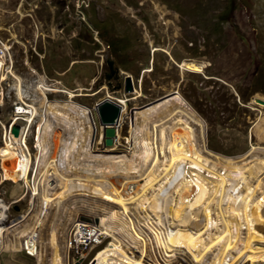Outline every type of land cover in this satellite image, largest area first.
I'll return each instance as SVG.
<instances>
[{
    "label": "rangeland",
    "instance_id": "obj_1",
    "mask_svg": "<svg viewBox=\"0 0 264 264\" xmlns=\"http://www.w3.org/2000/svg\"><path fill=\"white\" fill-rule=\"evenodd\" d=\"M3 50L8 52V68L4 80H0V204L10 210L0 223V264H60L48 243V226L55 223L63 245L72 227L68 226V219L74 222L81 216L99 218L87 209L88 203L104 213L111 210V203L76 195L66 198L57 208L49 207L43 219L41 210L46 199L62 198L66 193L59 184L52 186L57 168L59 173L62 168L67 169L73 175L71 178L98 184L114 198H120L119 191L123 198L132 199L138 197L136 193L150 192V198L142 195L143 209L136 208L129 214L139 237L130 227L123 228L117 221L114 224H118V231L125 236L130 231L134 237L132 242L136 244H131L127 237L120 238L129 256L143 264H168L165 261L170 260L175 245L169 244L172 204L167 202L165 193L172 190L168 186L154 187L161 174L171 172L189 146L184 136L182 144L172 147L175 144L172 130L164 133L159 128L161 122L173 120V105L147 116V120L136 115L164 97L180 93L205 121L204 141L213 156L241 165L251 161L245 157L254 149H264V105L257 102L264 100V0H0V53ZM184 63L200 66L201 72L184 69ZM128 75L132 77L134 91L125 94ZM15 77L23 81V100ZM41 85L48 89L45 91L50 103L81 106L94 115L93 143L79 141L81 148L74 164L71 152L68 153L67 160L73 167L62 160L67 156L63 154L62 144L64 136L75 134L67 128L74 116L67 108L56 114L50 109L42 112ZM106 99L127 102L116 146L112 148L103 146V131L95 115L96 105ZM21 107L29 111L33 107L41 112L35 117L21 116L17 121V126L24 130V150L31 158L32 167L28 182L23 179L16 183L4 177V165L12 173L16 163L3 162L2 154L10 143L7 133ZM49 119L53 121L52 131L42 132L43 127H48ZM175 123L172 122L176 129L184 130ZM136 136L153 149L151 165L143 171L137 166L140 150L134 148ZM38 137L39 143L44 140L46 153L40 152ZM87 146L91 149L89 153L83 151ZM100 157H122L125 161L121 166L129 169L128 174L109 172L94 177L80 173L99 170L100 164L104 169L105 161ZM53 160H58L55 169L49 164ZM258 160L255 162L260 165ZM79 167L81 170L75 171ZM262 170V175L259 171L254 174L250 195L264 187ZM113 206L115 213L118 206ZM19 221L23 222L16 235L12 227ZM40 221L45 229L39 236L40 253L44 252L39 258L28 254L20 242L25 239L21 238L23 233L38 227ZM100 224L99 221L94 226L101 227ZM112 242L113 237L105 236L102 244L93 245L78 260L70 254V264L73 259L81 260V264H93ZM259 242L264 250V230L259 234ZM13 244L14 247H9ZM182 250L175 256L177 263L169 264H199L196 255H187V250ZM243 264L264 263L244 260Z\"/></svg>",
    "mask_w": 264,
    "mask_h": 264
},
{
    "label": "bare ground",
    "instance_id": "obj_2",
    "mask_svg": "<svg viewBox=\"0 0 264 264\" xmlns=\"http://www.w3.org/2000/svg\"><path fill=\"white\" fill-rule=\"evenodd\" d=\"M6 52V50H3L2 53H0V63L1 55H6ZM183 68L192 72H201L200 66L198 67L194 63H184ZM15 78L17 80L19 96L23 100V81L20 78ZM42 89L44 90L42 92L43 101L41 103V109H44L42 110V112H47V110L50 109L54 112L56 111V114L60 112V109L67 108L69 112L74 116L73 120L69 121L71 123L67 128H69L70 131L73 130L75 134L72 135L73 133H70L67 134V136H64L65 141L62 144L63 154L67 155L62 157V160L67 161L66 163L71 165L70 160H67L69 159L68 153L71 152L70 157L73 158V162L71 163L74 164L76 163L75 159L77 158L78 148H81L79 147V141L85 139L89 142V144H92L94 141V139L92 138V134L93 137L95 135L94 115L81 106L50 103L46 97V91H48V89L44 85H41V90ZM72 98L73 96H71V99ZM261 101L264 102V100ZM121 105L123 111L120 117V123L123 112H126L127 102L122 101ZM171 105H173L174 107V112L172 113L173 120H170L168 122H161L159 128H163L164 133L168 132L169 129L172 130L171 137L172 141L175 143L172 144V147L175 148L183 143L182 138L185 136L189 146V150L187 153L183 154V157H179L177 164L172 166L173 169H171V172L168 171V173L166 174H161L156 187H154L156 189H164L166 186H168L171 187L172 190L171 193L167 191L165 193V197L167 196L168 201L167 199L166 201L172 204V208L170 210L172 211V215H170V225L173 227H170V225L168 226L170 227L169 230L172 234V236L169 235L171 236L172 242L169 243V240L168 243L172 246L175 245V249L172 253H170V256L168 257L170 260L165 262L169 264V262L175 261V263H177L176 261L178 257H175L177 251L180 252L184 248L187 250V255H196V260L199 264H243L244 260L253 263H264V250L261 249L259 245V234L264 230V222L262 220V215L264 216V214L261 215L262 211L264 213V187L260 191L252 195L248 193L250 187L253 184V181L255 180L254 174L257 171L260 172V175L263 174L262 169H264V149H254L250 154H248L249 156L245 157V160L250 159L251 161H246V163H242L241 165L240 163L238 164L221 156H213L214 154L210 153L207 150V141H204L207 139H205V121L180 93H176L173 97L168 96L166 97V99H163L149 107H146L145 109H150L146 110L145 112L136 113V115L137 117L142 116V118H146L147 120V116L153 115L155 114V112H159L160 110L165 109ZM39 111L40 109L33 107L30 111L26 110V108L25 110L18 109L17 115L14 118L13 127L12 129H10L11 131H8L7 133V137L10 140V143H8V147L3 151L2 154L3 162L15 161L16 163L15 170L12 173L8 171L4 165V177L6 178V180H12L17 183L24 179L26 180V182H28V176L32 167V161L24 150V130L20 129L19 135L16 136L13 133V129L17 127V121L21 118V116L26 117L27 114H31L30 116L35 117L39 113ZM54 112H51L50 115L53 116ZM174 121L177 122L175 124L182 125L184 127V130L182 131H184L183 134L185 135L182 134V128L176 129V125L174 126V124H172V122ZM46 123L47 121H45L44 126ZM52 126L53 121L49 119L48 127H43L42 132L43 130L52 131ZM118 128L115 141H117L118 138ZM42 132L40 135L41 139L43 138ZM49 133L51 134V132ZM39 139L40 138L38 137V143ZM43 141L42 143L40 142L38 146L41 153L42 151L46 153L45 150L47 149V147H45V144L44 146H42L44 143ZM115 146L116 142L113 147ZM136 147L140 150V154L138 155L139 158L137 161L138 170L141 169L143 171L144 168H147L151 165L153 149L149 145V143H143L139 141V138L137 136L135 138L134 148ZM83 151L89 153L91 152V149L89 148V146H87ZM259 158H261L260 161L258 160ZM93 159L96 158L93 157ZM105 159L106 157H103L102 159L103 161H105L104 165L106 167L104 169H101V166H103V164H100L99 170H88L86 172L80 173H84L86 174V176L90 175L94 177L109 175V172H112L113 174H128L129 169L121 166V163L125 161V159L122 160V157H110L106 160ZM98 160L101 161L100 159ZM257 160L261 162L260 165L256 164L258 163L255 162ZM54 161L55 160H53V162L50 161L49 164L52 165L53 167H51L55 169L56 166L54 163H56V161L58 160H56L55 162ZM248 164L250 166L246 167L245 165ZM62 166L63 164L61 165V167ZM71 167L73 166L71 165ZM77 170H81V167L77 168L75 171ZM59 171L62 173L58 172V168L55 170V172H57L55 173L57 177L55 176L56 179L53 181L52 186H57L59 184V187L61 186L66 189V193L62 198H60V196L55 200H51L50 197L47 198L45 204L42 205L41 217L43 219L46 217L47 212H45V210H50L49 207L54 206L57 208L61 205L62 202H65L64 200L66 198L68 199L76 195L92 196L95 199L106 201L107 203H109L108 205H110L111 203L112 208L109 212L106 213H104V211L101 212V210L98 211V206L95 207L92 206V204H87V209L93 211L95 216H98V220L101 222V227L96 226V231L102 232V238H104L105 236H110L114 239V242H112L103 252H101L97 256L93 264H143V262H141L140 260L129 256L123 249V243L121 240L123 237H127L128 241L131 242V244H136L134 241L132 242V240L134 239V237H132L133 235L130 234L129 231V234L127 233V236H125L121 230L118 231L116 227V225L118 224L115 225L114 223L117 221L120 224L119 226H123V228L130 227L131 232L135 234L136 237H139V234H137V232L135 231L136 226L132 225L133 220L129 214L131 212H134L136 208L138 209V211H140V209H143L140 207L141 200L143 199L142 195L150 198L151 193L148 191H145L142 195L136 193L138 197L132 199L130 197L123 198L121 192L119 191L121 195L120 198H114V196L110 194L109 191L100 188L98 184H94L93 182H90L88 180H78L77 178H71L70 176L73 175H71V173L69 174L67 169L62 168V170ZM262 179L264 180V176L262 177ZM56 181L57 184L54 185ZM95 182L100 181L96 180ZM169 182L171 184H168ZM96 189H98V191H96ZM113 199H117L119 201ZM81 202L83 204L85 203L83 199H81ZM113 204L118 206V210L114 211L115 213H113ZM0 210L2 211L0 216V223H3L7 218V213L10 208L0 204ZM138 211L135 212V216L137 218L139 217ZM40 219H38V221ZM67 221H69L68 226L71 225L72 227L67 233L66 238H68V236H70V234L72 233L71 231L72 228L75 227V224H89L86 222H81L80 219L76 220V218L74 222L72 221V219H68ZM22 222L19 221L18 223L13 225L12 228L14 229L12 230L13 233L15 232L14 234H18L17 230L18 228H20V224ZM43 223L44 222L40 221L38 227L33 228V230H30L29 232L27 231L26 233H29L28 235L24 232L21 238L25 237V239L20 242L22 248H25L26 246L29 249L31 256L39 258L40 254H42L40 253L39 236L40 232L45 229ZM128 224L130 225L128 226ZM91 225L94 226L95 224ZM48 227L49 229H47L50 232V240L48 243L50 244L49 246H51L53 256H55V260H57V262H60V264H69L70 253L68 251V248L65 246V243L61 245V241L59 239L60 237L58 236V234L60 235V233L57 226L53 222ZM76 228L79 230V226H76ZM118 235L119 238L117 237ZM21 238H19V241ZM14 244L9 247H14ZM95 244L96 240H89L88 249L90 247L92 248ZM193 249L196 250V253H192ZM60 250H63V252H61ZM84 253L85 252H82V255ZM74 264H76V262Z\"/></svg>",
    "mask_w": 264,
    "mask_h": 264
},
{
    "label": "water",
    "instance_id": "obj_3",
    "mask_svg": "<svg viewBox=\"0 0 264 264\" xmlns=\"http://www.w3.org/2000/svg\"><path fill=\"white\" fill-rule=\"evenodd\" d=\"M134 91V86H133V81L131 76H127L125 78V87H124V93L125 94H130L133 93ZM171 95H169L170 97ZM168 97V96H167ZM166 99V97L158 100L157 102ZM155 102V103H157ZM260 104H264L263 101L257 100ZM155 103H151L146 107H149ZM145 107V108H146ZM123 108L122 105L119 103V101H114L112 99H106L103 102L99 103L95 107V115L99 120L100 127L102 128L103 131V146L104 147H113L115 145V139L117 137V128L120 123V117L122 114ZM13 133L18 136L20 133V127L17 126L16 128L13 129ZM95 134H96V127H95ZM81 222H86V223H91V224H98V219H90L85 216L80 217ZM81 260L76 262V264H81Z\"/></svg>",
    "mask_w": 264,
    "mask_h": 264
},
{
    "label": "built area",
    "instance_id": "obj_4",
    "mask_svg": "<svg viewBox=\"0 0 264 264\" xmlns=\"http://www.w3.org/2000/svg\"><path fill=\"white\" fill-rule=\"evenodd\" d=\"M6 60H7V55H1L0 80H3L7 72L8 64ZM19 109L24 110V108L22 107ZM76 226H79V230L76 228ZM96 229H97L96 226H93L91 224L88 225L82 223L80 225L75 224V227L72 228L71 231L72 233L70 234V236H68V238L65 239L66 240L65 246L68 248L69 253L73 254V258L77 257L78 260L82 256V252H87V251L90 252L92 250V249H88L89 240H96V247L102 244L101 242L104 241L105 237L102 238V232L96 231ZM24 249L28 254H31L26 246ZM73 260H74L73 262L74 264L77 260L75 259Z\"/></svg>",
    "mask_w": 264,
    "mask_h": 264
}]
</instances>
